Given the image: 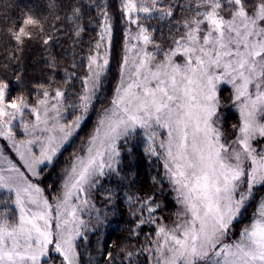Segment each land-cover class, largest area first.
Here are the masks:
<instances>
[{
    "label": "snow or ice",
    "instance_id": "1",
    "mask_svg": "<svg viewBox=\"0 0 264 264\" xmlns=\"http://www.w3.org/2000/svg\"><path fill=\"white\" fill-rule=\"evenodd\" d=\"M119 3L125 24L115 76L110 6L95 4L98 39L82 74L65 69L55 86L57 57L51 55L48 80L33 85L38 91L13 94L11 81L0 78V137L18 157L0 151V190L14 194L0 200V264H98L78 251L77 241L98 226L89 227L81 212L95 207L90 197L101 178L119 176L120 141L140 133L167 181L153 183L169 189L176 207L164 215L154 192L128 197V235L144 242L136 252L120 245L123 259L264 264V0ZM45 8L79 40L83 2L46 0ZM152 19L161 27H152ZM47 24L25 12L6 35L20 51L33 40L50 50L62 28L51 24L48 31ZM221 86L230 88L228 103L238 113L230 127ZM93 115L91 130L81 136ZM68 150L61 184L41 187L44 168ZM115 259L107 253L108 264Z\"/></svg>",
    "mask_w": 264,
    "mask_h": 264
},
{
    "label": "trees",
    "instance_id": "2",
    "mask_svg": "<svg viewBox=\"0 0 264 264\" xmlns=\"http://www.w3.org/2000/svg\"><path fill=\"white\" fill-rule=\"evenodd\" d=\"M83 2L82 20L80 21L84 31L81 33L79 40L75 36H71L69 32L63 31V23L54 20L45 8L46 0H0V78H7L11 81L13 94H19L21 91H38L33 85L37 82L48 80V73L51 69L45 67L46 61L51 55L57 57V68L52 73L55 79V86H61V81L68 73L82 74L85 69L82 67L86 63V56L89 52L90 44L98 39L97 33L99 26L97 20L100 12L95 4L109 5V12L113 18V45H112V69L113 76L116 72V61H119L123 53L124 41V24L125 22L120 16L119 0H93L90 6L88 0H78ZM25 12L46 17L48 24L46 28L51 31V24H61L62 30L55 32L56 39L52 42L50 50L44 46L40 40H33L26 43L24 50L20 51L15 46L14 41H10L6 35L7 28L15 23H19ZM65 13L61 11V16ZM154 28H160L161 25L155 19L150 22ZM166 32L167 29L165 28ZM74 41H76L74 43ZM73 63L77 67H72ZM20 75L22 82L18 83L15 79ZM75 87H79V81L75 76L69 77ZM69 84L66 87L71 88ZM74 94V93H73ZM237 116L229 115L226 118V127L236 122ZM95 121V115L84 128L81 136L91 130ZM79 141L77 144L79 145ZM147 144L142 133L133 134L126 141H121L119 149L121 155L119 157L120 164L117 165L119 176L110 173L106 177L101 178V186L97 187V198L103 199L106 205V214L96 220L97 227L86 239H81L78 251L82 254L83 261L87 262L90 257L95 258L98 264H108L106 255L112 252L116 257L114 264H129L124 260V253L119 251V246L123 244L126 251L136 252L138 244L144 242L143 236L129 237L128 233L132 227V219L130 217V209L128 197L134 195H144L154 192L157 198L164 206V215H170L175 211V204L172 195L169 194L167 187H161L160 183H153V178L162 181L164 185L167 181L163 176L162 164L157 157L151 156L146 152ZM69 151H65L60 155L52 165L44 168L43 175L40 179L41 187L51 190L58 187L62 180V173L69 161ZM12 197L0 194V200ZM10 207H14L10 205ZM133 205L132 208H135ZM147 231V229H145ZM139 261L145 260L144 256L138 258Z\"/></svg>",
    "mask_w": 264,
    "mask_h": 264
},
{
    "label": "rangeland",
    "instance_id": "3",
    "mask_svg": "<svg viewBox=\"0 0 264 264\" xmlns=\"http://www.w3.org/2000/svg\"><path fill=\"white\" fill-rule=\"evenodd\" d=\"M220 92L222 94V99H223V102H224V107H223L222 111L225 113L226 118H228L229 115H233L235 117L237 116V118H238V113H236L235 109L232 108L229 105V103H228L230 95H231L230 88L228 86H221ZM17 131H18V129H17ZM118 147H119V145H118ZM0 151H3L4 153H6L9 156L10 159H13L14 161H18V157L16 155V152L14 151V149L11 146V142L6 140V139H4L3 137H0ZM101 181H102V179H101ZM101 181H100L98 186H101V184H102ZM97 187L92 190V194H91V197H90V199H91L92 203L95 205V207L94 208H92L91 206L85 207L83 209V211L81 212V218L85 221V223L89 227L95 226L96 220H97V216L104 217V215L106 214V211H107L106 205H105V202L103 201V199H98L97 198ZM0 194L9 195L12 198H13V195H14V194H11V193L7 192L6 190H0ZM93 230H94V228H93ZM93 230L88 232L87 236L89 234H91L93 232ZM81 239H85V238H80L77 241V243Z\"/></svg>",
    "mask_w": 264,
    "mask_h": 264
}]
</instances>
